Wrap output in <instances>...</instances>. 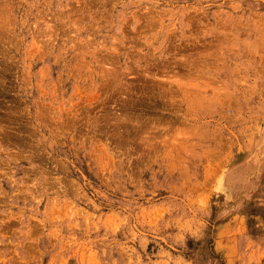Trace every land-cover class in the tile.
I'll return each mask as SVG.
<instances>
[{"label": "rangeland", "instance_id": "rangeland-1", "mask_svg": "<svg viewBox=\"0 0 264 264\" xmlns=\"http://www.w3.org/2000/svg\"><path fill=\"white\" fill-rule=\"evenodd\" d=\"M0 264H264V0H0Z\"/></svg>", "mask_w": 264, "mask_h": 264}]
</instances>
